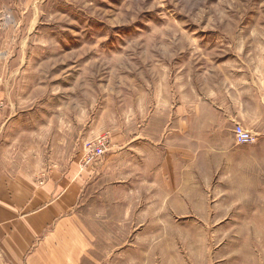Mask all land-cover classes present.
<instances>
[{
	"label": "rangeland",
	"instance_id": "374dc122",
	"mask_svg": "<svg viewBox=\"0 0 264 264\" xmlns=\"http://www.w3.org/2000/svg\"><path fill=\"white\" fill-rule=\"evenodd\" d=\"M0 102L78 169L85 264H264V0H0Z\"/></svg>",
	"mask_w": 264,
	"mask_h": 264
},
{
	"label": "crops",
	"instance_id": "0c3cea01",
	"mask_svg": "<svg viewBox=\"0 0 264 264\" xmlns=\"http://www.w3.org/2000/svg\"><path fill=\"white\" fill-rule=\"evenodd\" d=\"M219 95L206 98L217 118L227 111L218 106ZM224 95L237 104L236 110L224 113L226 124L250 126L248 110H242L247 101ZM16 110L9 103L0 113V264H85L88 241L80 213L83 187L78 169L50 165L42 154L26 151L18 156L14 140L23 130L14 129Z\"/></svg>",
	"mask_w": 264,
	"mask_h": 264
},
{
	"label": "built area",
	"instance_id": "2783aa9c",
	"mask_svg": "<svg viewBox=\"0 0 264 264\" xmlns=\"http://www.w3.org/2000/svg\"><path fill=\"white\" fill-rule=\"evenodd\" d=\"M0 108H2V103L0 102ZM235 139L238 143H250L254 141V136L243 126L236 125L233 130Z\"/></svg>",
	"mask_w": 264,
	"mask_h": 264
}]
</instances>
